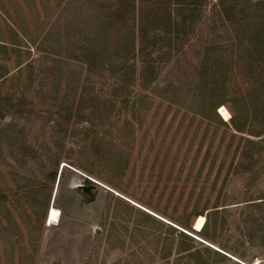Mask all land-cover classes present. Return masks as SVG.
<instances>
[{
    "label": "rangeland",
    "instance_id": "obj_1",
    "mask_svg": "<svg viewBox=\"0 0 264 264\" xmlns=\"http://www.w3.org/2000/svg\"><path fill=\"white\" fill-rule=\"evenodd\" d=\"M215 1H206L188 41L176 45L184 54L171 46L152 51L158 75L147 88L141 61L115 79L116 58L102 69L93 51L73 45L68 60L52 41L11 47L8 28L19 26L3 2L0 264H264V151L256 156L253 148H264L263 116L238 134L191 109L204 58L226 57L230 95L246 89L245 48L219 43ZM175 2H162L160 12L176 16ZM230 2L232 19L245 17L251 1ZM16 3L17 10L26 4ZM29 7L28 23L42 17ZM76 39L70 33L68 41ZM167 87L177 89L174 104L163 99ZM112 107L121 109L113 119ZM247 200L258 207L247 210ZM249 212L256 224L247 223ZM195 213L208 218L207 238L194 230ZM178 232L190 237L183 244L195 258L175 254ZM169 240L172 253L163 259Z\"/></svg>",
    "mask_w": 264,
    "mask_h": 264
},
{
    "label": "trees",
    "instance_id": "obj_2",
    "mask_svg": "<svg viewBox=\"0 0 264 264\" xmlns=\"http://www.w3.org/2000/svg\"><path fill=\"white\" fill-rule=\"evenodd\" d=\"M172 1H176L175 5L180 7L176 10L177 15L173 16L170 12L161 13L162 5L165 4L162 2H166L168 5ZM206 1L83 0L81 2L70 0L57 2L53 7L42 4V19L37 17L36 20H30L29 23L26 21L20 23L17 31L9 30V44L11 47H16L22 40L28 46H32L36 45L38 39L45 43L52 41L57 45L58 51L59 49L63 50V56L66 57H62L61 52H57L56 55L65 60L70 58L69 47L73 45L77 50L83 48L82 53L93 51L97 58L98 68L102 69L105 61L110 62L116 58L119 60V64L112 69L116 70L113 75L116 77L115 79L125 73L127 75L129 68L141 61L143 66L140 76L144 79L142 87L147 88L152 85L158 75L152 51L171 46L178 55L184 54L182 48L176 45L188 41L194 32L195 25L200 21L201 8ZM250 1L245 17L235 20L232 19L235 15L232 7L229 6L230 3H233L230 0H216L212 5L214 9L212 17H216L219 21L218 23L215 21L213 28L222 30V33L218 35L219 43L225 48L228 45L245 48L240 61L241 64H246L249 70L243 81L246 89L244 92L239 91L230 95L227 82L228 71L231 67L226 62V57L217 59L212 56V64L207 58H204L200 62L201 64H197L198 68L195 67L199 84L196 87V96H194L191 108L193 111L199 112L202 118L231 128L238 134H244L250 120L257 116L262 115L264 123V0ZM148 14L151 15L150 20ZM70 33L77 36L73 43L68 41ZM137 37L140 48L135 54ZM216 48L215 42L212 43V52ZM178 59L175 60V64ZM254 67L257 69L256 72ZM162 91L167 95L163 96V99L174 104L175 99L178 98L177 89L167 87ZM99 93L104 92L100 90ZM126 102L127 100L123 101V103ZM221 107H224L230 115L227 122H224L217 113ZM111 109L114 110V116H111L113 119L118 116L121 109L114 107ZM263 133L264 127L261 134ZM253 148L256 149L253 150L256 156H260L261 151H264V148H260L258 145H254ZM56 178L57 172L53 171L50 174V180L54 183ZM83 193L86 204L91 203L92 191ZM245 203L247 210L258 207L257 204H252V200H247ZM216 215L217 211H212V218ZM198 216L202 215L194 214V217ZM246 217L248 224H256L257 221L253 213H247ZM205 218L204 225L200 231H197V234L207 238L204 232L208 218ZM177 235L179 240L175 254L187 253L188 259L195 258L194 255L197 254L190 252L191 244H183L186 239L191 240L190 237L182 232H178ZM260 239L264 242V235ZM167 244L168 248L165 247L162 251L163 259L169 258L172 253L173 241L169 240ZM212 255L221 257L218 252L213 250Z\"/></svg>",
    "mask_w": 264,
    "mask_h": 264
},
{
    "label": "crops",
    "instance_id": "obj_3",
    "mask_svg": "<svg viewBox=\"0 0 264 264\" xmlns=\"http://www.w3.org/2000/svg\"><path fill=\"white\" fill-rule=\"evenodd\" d=\"M52 1L53 2H68L70 0H60V1L59 0L58 1H56V0H0V13L3 10V13L6 14V15H8V12L5 11V7L3 5V2H9L8 3L9 6L11 8H13V10H14L13 11L14 12L13 14L15 15V19H16V22L15 23L19 26L20 23H24L25 21L27 22V20H26V18H25L24 15L26 14V11L30 12V10H28V9H30L29 6H31V10H32V13L33 14L37 15L39 13L40 15H42L41 14L42 13V11H41V5L42 4H45V5L48 4L50 7H52V4H50V2H52ZM79 1L82 2L83 0H79ZM16 2H26V4H23L24 9L23 10L22 9L21 10H19V9L17 10V7L18 6H17V3ZM36 2H39V3L42 2V4H40L39 6H36L37 5ZM34 6L35 7H39L38 10H36ZM37 17H39V15H37ZM40 19H42V17H40ZM17 20H18V22H17ZM10 27L8 28L9 30L17 31V29H18L17 27H14L12 25H10Z\"/></svg>",
    "mask_w": 264,
    "mask_h": 264
},
{
    "label": "bare ground",
    "instance_id": "obj_4",
    "mask_svg": "<svg viewBox=\"0 0 264 264\" xmlns=\"http://www.w3.org/2000/svg\"><path fill=\"white\" fill-rule=\"evenodd\" d=\"M219 114L222 117V119L225 120V121L229 120V118H230L229 113L227 112V110L224 107L219 109ZM204 221H205L204 217H202V216L198 217L196 219V222H195V225H194V230L195 231H200L201 228L204 225Z\"/></svg>",
    "mask_w": 264,
    "mask_h": 264
},
{
    "label": "water",
    "instance_id": "obj_5",
    "mask_svg": "<svg viewBox=\"0 0 264 264\" xmlns=\"http://www.w3.org/2000/svg\"><path fill=\"white\" fill-rule=\"evenodd\" d=\"M133 105H134V101H133V104H132V106H131V110L133 109ZM89 188H83L82 189V192H86V193H90L91 191L90 190H88Z\"/></svg>",
    "mask_w": 264,
    "mask_h": 264
}]
</instances>
